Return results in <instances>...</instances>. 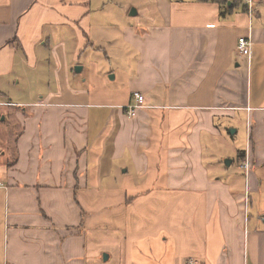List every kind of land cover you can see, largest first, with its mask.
<instances>
[{
    "label": "crops",
    "instance_id": "1",
    "mask_svg": "<svg viewBox=\"0 0 264 264\" xmlns=\"http://www.w3.org/2000/svg\"><path fill=\"white\" fill-rule=\"evenodd\" d=\"M123 1L0 0V264H264V0Z\"/></svg>",
    "mask_w": 264,
    "mask_h": 264
},
{
    "label": "rangeland",
    "instance_id": "2",
    "mask_svg": "<svg viewBox=\"0 0 264 264\" xmlns=\"http://www.w3.org/2000/svg\"><path fill=\"white\" fill-rule=\"evenodd\" d=\"M118 1H121V0H118ZM125 1V0H124ZM123 1V2H124ZM133 3H135V5H137L140 0H129ZM132 9H136V6H132L129 8V13ZM118 15V14H117ZM102 55H103V52H102ZM104 56V55H103ZM77 67H80V66H73L72 67V75H70L69 77H67V79L65 80V78H61L59 80L58 83L56 82H52V83H47V82H43V83H34L33 85H30L28 87H31L34 89V93L37 94V90H41L42 92H47L49 90H53V91H57L59 90V88L62 90H64L65 92H67L68 94H71L70 91H74V90H78V89H82L83 87H86V89L88 88L87 84L83 86V83H81L83 77H84V74H81V73H76L75 72V68ZM88 83V82H87ZM21 92H20V98L19 100L20 101H27V100H35L36 99V95L29 92L26 94L25 89H23V85L21 87ZM50 88V89H49ZM36 91V92H35ZM54 101H59V100H54ZM2 120V116L0 117V122ZM2 125V123H0V126ZM234 131V128H230V131H229V140L232 142V143H237V145L239 146H243V133L242 132H233ZM240 148V147H239ZM223 149H226L225 147L222 148ZM226 153H230L228 150ZM251 214V212H250Z\"/></svg>",
    "mask_w": 264,
    "mask_h": 264
},
{
    "label": "built area",
    "instance_id": "3",
    "mask_svg": "<svg viewBox=\"0 0 264 264\" xmlns=\"http://www.w3.org/2000/svg\"><path fill=\"white\" fill-rule=\"evenodd\" d=\"M255 1L260 0H244V5L251 10ZM252 40L249 37H241L237 40L236 51L243 57L247 65L250 64L251 53H252ZM135 103L127 108V115L134 116L137 109L144 107V97L138 93L134 94ZM244 169H248V162L245 161L242 165Z\"/></svg>",
    "mask_w": 264,
    "mask_h": 264
},
{
    "label": "water",
    "instance_id": "4",
    "mask_svg": "<svg viewBox=\"0 0 264 264\" xmlns=\"http://www.w3.org/2000/svg\"><path fill=\"white\" fill-rule=\"evenodd\" d=\"M130 15H131V16H135V15H136L135 10H131ZM75 71H76V72H79V71H80V68H75ZM103 259H106V256H103Z\"/></svg>",
    "mask_w": 264,
    "mask_h": 264
},
{
    "label": "trees",
    "instance_id": "5",
    "mask_svg": "<svg viewBox=\"0 0 264 264\" xmlns=\"http://www.w3.org/2000/svg\"><path fill=\"white\" fill-rule=\"evenodd\" d=\"M212 1H220V0H212ZM226 0H222V3H225Z\"/></svg>",
    "mask_w": 264,
    "mask_h": 264
}]
</instances>
